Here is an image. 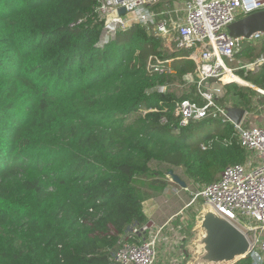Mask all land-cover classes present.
Instances as JSON below:
<instances>
[{
  "label": "trees",
  "instance_id": "trees-1",
  "mask_svg": "<svg viewBox=\"0 0 264 264\" xmlns=\"http://www.w3.org/2000/svg\"><path fill=\"white\" fill-rule=\"evenodd\" d=\"M96 3L0 0V264H107L122 236L148 222L143 202L170 183L152 162L204 185L245 160L231 123L180 125L176 102H201L189 51L165 53L139 22L101 43ZM263 52L264 40L235 55ZM237 72L264 90V64ZM187 82L180 95L172 88ZM241 84H226L220 102L251 109L254 91ZM231 264L254 263L246 254Z\"/></svg>",
  "mask_w": 264,
  "mask_h": 264
},
{
  "label": "built area",
  "instance_id": "built-area-1",
  "mask_svg": "<svg viewBox=\"0 0 264 264\" xmlns=\"http://www.w3.org/2000/svg\"><path fill=\"white\" fill-rule=\"evenodd\" d=\"M94 21L102 23L100 42L107 43L119 30L133 23H142L164 41L174 43L175 50H188L187 59L194 62V75L188 82L195 86L201 99L176 102L174 113L180 125L204 119L229 122L236 140L245 152V160L227 164L220 177L204 184L195 197L203 200V209L222 216L248 239L247 254L254 264H264V125H251L246 120L235 124L227 116V106L221 103L225 85L238 81L226 79L230 73L242 80L237 71H256L264 64V53L254 60H236V51L246 45L259 46L264 32L256 31L249 37H234L227 27L237 19L264 9V0H96ZM163 2L159 10L154 5ZM125 9L124 14L119 8ZM80 22V20L78 21ZM246 44L240 47V42ZM168 63L171 72V60ZM162 70V67H157ZM187 82V84H189ZM186 84V83H185ZM167 86L159 87L160 92ZM162 121H165L164 119ZM205 149L203 143L200 144ZM170 179V178H169ZM167 223L148 227L146 224L130 229L107 264H154L160 237L166 239ZM164 232V233H163Z\"/></svg>",
  "mask_w": 264,
  "mask_h": 264
},
{
  "label": "rangeland",
  "instance_id": "rangeland-1",
  "mask_svg": "<svg viewBox=\"0 0 264 264\" xmlns=\"http://www.w3.org/2000/svg\"><path fill=\"white\" fill-rule=\"evenodd\" d=\"M246 41L248 40H242L240 42V47L245 45ZM174 51V43L164 41V52L172 53ZM257 56H255L250 61L254 60ZM157 60L164 62L163 58H158ZM242 61L250 62L243 59ZM228 64L230 66H236L237 63L232 62ZM242 81L243 80L233 82L242 83ZM248 87L258 92L257 94H259V96L261 95V97H264V93H262L261 90L257 91L255 85L248 82ZM172 88H175L180 95L183 92L189 91L190 87L188 84H184L181 86L175 85L174 87L172 86ZM258 100L259 102H261L262 98H258ZM220 125L221 124H219L217 121L212 124L202 125L201 132L196 136V140H199L202 135L214 131ZM151 167L166 171V174L169 170H172L168 169L169 166L164 163L152 162ZM172 171L178 176H181L182 180L184 179L186 181V188H181L179 185L169 179V184L171 186L166 187L163 192L157 194L156 196L149 198L157 200L156 207L154 208L156 210V216L154 217L155 224L162 225V222H164L165 219L172 215L168 219L169 223L165 227L166 239H162L161 237L159 239L158 254L154 264H231L232 262L226 261L219 263H203L201 261V255L203 253L201 237L203 236V232L199 226V222L197 221V216L200 214V212L203 211L204 203L201 197H195V195L203 185H201V183L193 181L185 173L184 168L182 167H173ZM172 188L176 189L171 190ZM124 240L125 238L122 237L121 241ZM183 250H185L187 252V255L189 256V263H186L187 261L184 258L186 257V253L184 252V254Z\"/></svg>",
  "mask_w": 264,
  "mask_h": 264
},
{
  "label": "water",
  "instance_id": "water-1",
  "mask_svg": "<svg viewBox=\"0 0 264 264\" xmlns=\"http://www.w3.org/2000/svg\"><path fill=\"white\" fill-rule=\"evenodd\" d=\"M124 14L125 9L119 8ZM256 31L264 32V9L241 17L228 25L227 32L234 37H249ZM227 116L235 124L239 123L245 109L242 107L227 106ZM170 180L181 188H186V182L172 170L167 172ZM197 221L203 232L201 244L203 253L201 261L205 262H233L247 254L249 242L246 236L222 216L208 209H203L197 216Z\"/></svg>",
  "mask_w": 264,
  "mask_h": 264
},
{
  "label": "crops",
  "instance_id": "crops-1",
  "mask_svg": "<svg viewBox=\"0 0 264 264\" xmlns=\"http://www.w3.org/2000/svg\"><path fill=\"white\" fill-rule=\"evenodd\" d=\"M239 60L236 58V60L233 62V63H237L236 61ZM242 61V60H241ZM238 73V72H237ZM239 77L243 80L242 83L247 85L248 86V82L246 80H244L241 75L238 73ZM257 88V91H260L262 93H264V90H262L261 88H258L257 86H255ZM253 90V89H252ZM254 91V90H253ZM258 92L254 91L253 93H250L251 94V109L249 110H245V114L243 116V119L246 120L249 124L251 125H264V97H261V95L259 96V94H257ZM259 99L262 98L261 102H259ZM258 100V101H257ZM230 105V104H229ZM187 184V183H186ZM171 186L170 184H168L167 187ZM169 189V188H168ZM176 188H172L171 190H174ZM159 202V200H158ZM156 204H157V200L156 199H146L144 202H143V210L146 214V216L148 217V222L146 223V225L148 227H154V226H160V225H157L155 224V221H154V217L156 216V210L154 209L156 207ZM177 213V212H175ZM172 215H170L167 219L164 220V222H162L163 224L165 223H169L168 222V219L171 217ZM160 223V224H162ZM162 224V225H163ZM168 229V227H167ZM127 235V234H126ZM126 235H123L122 237H126ZM186 253V257H184L186 259V263H189L188 259H189V256L187 255V252L185 250H183V253ZM184 253V254H185Z\"/></svg>",
  "mask_w": 264,
  "mask_h": 264
},
{
  "label": "bare ground",
  "instance_id": "bare-ground-1",
  "mask_svg": "<svg viewBox=\"0 0 264 264\" xmlns=\"http://www.w3.org/2000/svg\"><path fill=\"white\" fill-rule=\"evenodd\" d=\"M232 77H236V76H233V75H231L230 73H228L227 75H226V79H231Z\"/></svg>",
  "mask_w": 264,
  "mask_h": 264
}]
</instances>
